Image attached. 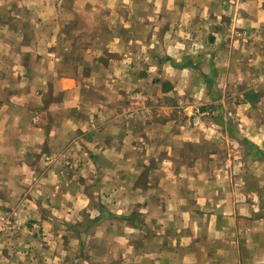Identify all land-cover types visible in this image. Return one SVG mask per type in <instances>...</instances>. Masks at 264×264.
<instances>
[{
	"label": "crops",
	"instance_id": "1",
	"mask_svg": "<svg viewBox=\"0 0 264 264\" xmlns=\"http://www.w3.org/2000/svg\"><path fill=\"white\" fill-rule=\"evenodd\" d=\"M1 2L0 209L15 219L0 264H264L258 100L215 105L222 118L200 103L196 120L184 94L210 98L230 79L183 62L198 38L225 60L215 78L249 59L231 47L264 43V0H31L32 35L9 30ZM224 13L229 40L206 32Z\"/></svg>",
	"mask_w": 264,
	"mask_h": 264
},
{
	"label": "rangeland",
	"instance_id": "2",
	"mask_svg": "<svg viewBox=\"0 0 264 264\" xmlns=\"http://www.w3.org/2000/svg\"><path fill=\"white\" fill-rule=\"evenodd\" d=\"M1 3H2L1 5H4V4L7 5L6 7L8 8V9H6V12L3 14V16H4V18H6L9 21V24H8L9 30L15 28V20H17V21H19V24H23L20 31L23 30L25 35H32L33 28L31 27V21L33 20V13L29 12V10H31V8H30V6L32 4L31 0H2ZM4 6H2V7H4ZM7 10H8V12H7ZM1 13H3V10H2V12H0V14ZM17 15H19V16H17ZM222 21L225 25H227L222 31H220L221 29L218 27H215V28L206 27V32H207V30L213 31V32H215V35H212V37H216V35H217V36L221 37L222 39L226 38L228 40L231 39L232 36L239 35V31H237L236 27L230 28V25L233 22V15H230L229 13H224ZM259 30L247 28V33H248V35H252V37H253L252 39H255V36H256L255 34H257V35L260 34ZM94 31L95 30H92L91 28H89V30H88V28L86 29V27H84V30L82 32H80L82 35V39L87 41L88 38H90V37L93 38L94 37V35H93ZM73 33H75V32H72L71 35H74ZM78 33H79V30H78ZM83 33L85 35H83ZM263 33H264V31H263ZM242 34L245 35V33H242ZM209 35H211V34H209ZM210 38H211V36L209 37V41L211 42ZM196 40L197 41H196L195 45H193V47L190 46L191 52H188V53H190L189 55H193L191 57H193L194 61L186 58V60H183V62L184 63L193 62V64L195 63L196 67H198L197 64L200 65L201 63H204L206 61L208 64V67H209V70H208L209 72H208V74H206V75L203 74L202 76H204L205 80L208 83L214 84V81H216V84H222V83H225V81H229V79H230V81L228 82L229 84H227V87L225 90L223 89V86L219 87V88L214 87L213 90H211V93L209 94L210 98L209 97L204 98L203 96H201V98H198L196 93H190V91H188L184 94L185 99H187L189 102H191L193 99L195 101H199V100H203V99H206L208 101L215 100L210 104H208V103L204 104L205 102H197V104L195 105V101L192 102V103H194V105L191 106L190 110H191L192 114L195 116V119L197 120L200 117L199 111H198L200 103H203L202 105H209V107L207 108L208 113L206 115L217 116L218 118H222L223 115L227 116L228 113L225 114L223 108L216 109L215 105H217L219 103L222 105V102H224L226 100L231 101L235 104H238V102L240 100L244 99L243 92H245L246 87H248V89H246V91L251 90L254 92H258L259 98H258V101L255 102V104L254 103L251 104L252 106H250L249 103H245V104L242 103V104H244L245 106L252 107L248 110V114L253 115L255 117L258 115L263 116L264 115V106L263 107H256V103H258L261 100H264V92H263L264 90H262L263 87L261 88V84L264 83V76L262 77L259 75L261 73H264V43H262L261 41H259V43H258V42H255L253 40H252L253 41L252 43H248V44L247 43L246 44H244V43L236 44L233 42L232 47H231L232 50H235L237 52H239V50L242 52H248L249 53L248 54L249 59L243 60V58H240V57L236 58V60L234 61V65H233V67H234L233 71L228 70L230 72L229 73L227 71V69L224 70V72L220 69L217 71L218 75H220V76H218V77L216 76V78H215V72H216V70L214 68L215 64L219 65V67H220V65L223 62H225V60L224 61H222V59L219 61L218 60L216 61L215 59L209 60V58L206 54V51H209V47L210 48L213 47V45H212L213 43L211 44V43L202 42L203 39L201 40V38H198ZM208 44H211V45H208ZM217 44L218 43H216V45H214V46H218ZM74 59H77V57H75ZM78 61H79V59L78 60H69V61H66V64L72 66V68L74 69L76 62H78ZM85 65L87 67V61H85ZM86 67H84L85 73L87 71ZM240 68L242 70H240ZM206 69H208V68L206 67ZM220 71L222 72V74L220 73ZM72 72H74L73 73L75 75L74 78L81 80V82L84 80V79H82V77L85 75L79 76V75H77V72H75L73 70H72ZM88 73H89V71H88ZM225 73H229L230 78H228V76ZM260 77H262V78H260ZM255 83H258V84L255 85ZM216 100H219V102H217ZM171 105L175 106L174 103H172ZM172 109H174V110L172 111ZM172 109L170 107L168 108V110L171 111L172 113L179 114L178 112L175 111V110H177L176 108H172ZM181 110H182V108H181ZM185 110L188 112L189 108L185 109ZM191 112L189 111V113H191ZM182 113H184V112H182ZM236 114H235V112L233 113V115H236ZM231 123H233V122H231ZM231 125L234 127L233 129H235V130L237 129L234 124H231ZM249 125H251V124H249ZM216 128H217V130L219 129L218 127H216ZM233 132H235V131H233ZM249 147H250V144H249ZM53 158H54V156L52 155L50 157V161H51V159L53 161ZM63 163L65 165L71 164V165H73V167H75L76 161L74 158L70 159V158L66 157L64 159ZM12 216H13V213L10 210L7 211V210L0 209V235L7 232L8 230H11V228L9 229V226H10V224H12V222H14V219H15Z\"/></svg>",
	"mask_w": 264,
	"mask_h": 264
},
{
	"label": "trees",
	"instance_id": "3",
	"mask_svg": "<svg viewBox=\"0 0 264 264\" xmlns=\"http://www.w3.org/2000/svg\"><path fill=\"white\" fill-rule=\"evenodd\" d=\"M259 98V93L258 92H254L251 90L245 91V100L249 101L251 103L257 101ZM201 109H203V107H201ZM250 148L254 149L255 146L252 144L250 145Z\"/></svg>",
	"mask_w": 264,
	"mask_h": 264
}]
</instances>
